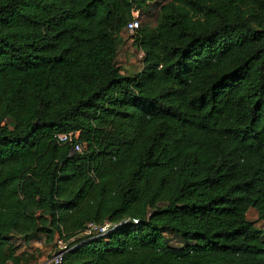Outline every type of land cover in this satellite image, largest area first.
<instances>
[{
	"label": "trees",
	"instance_id": "1",
	"mask_svg": "<svg viewBox=\"0 0 264 264\" xmlns=\"http://www.w3.org/2000/svg\"><path fill=\"white\" fill-rule=\"evenodd\" d=\"M155 6L125 75L123 33ZM73 132L83 152L58 143ZM252 209L264 0H0V264H35L20 243L42 238L82 243L64 264H264Z\"/></svg>",
	"mask_w": 264,
	"mask_h": 264
},
{
	"label": "rangeland",
	"instance_id": "2",
	"mask_svg": "<svg viewBox=\"0 0 264 264\" xmlns=\"http://www.w3.org/2000/svg\"><path fill=\"white\" fill-rule=\"evenodd\" d=\"M155 2H162L164 3L165 0H154ZM159 7L155 6V7H151L150 8V12L149 13H142L141 14V21H142V25L143 26H151V27H156L159 23V19H160V13H159ZM131 37L127 34V33H123V43L120 45L119 47V54H118V63L119 66L122 69L123 74L128 75V76H134L138 73H140L143 69V63H142V59L140 58V49L135 45V43H131L133 42L132 39H130ZM131 41V42H130ZM248 220L253 222L255 224V226L262 230L264 232V220H262L258 214V212L254 209L250 210V212L247 215ZM167 237L171 243V245H173L174 247H179L183 245V242L181 241V239L179 237H175L173 234L171 233H167ZM40 242V243H39ZM20 243V241H19ZM21 244V250L22 252L26 251V245L24 243H20ZM42 245V251L43 253H40L39 256L37 257V253L39 251H41L39 248H35L36 245L41 246ZM52 244L48 245L45 241L44 238H42L39 241H36L35 246H33L32 248H28L31 249L32 253H34L35 258H37V262L35 264H39V260L42 257H45V261L49 260L52 255L54 254V251L56 249L55 244H53V250L52 251H47V248L50 247ZM37 249L36 251L38 252H34V250ZM27 250V251H28ZM44 261V262H45ZM43 263V262H42Z\"/></svg>",
	"mask_w": 264,
	"mask_h": 264
},
{
	"label": "built area",
	"instance_id": "3",
	"mask_svg": "<svg viewBox=\"0 0 264 264\" xmlns=\"http://www.w3.org/2000/svg\"><path fill=\"white\" fill-rule=\"evenodd\" d=\"M141 11L135 10L133 11V19L132 21L127 25L125 33H127L133 40L131 43H135V39L137 38L138 32L142 27V21H141ZM145 54L141 51L140 58L144 60ZM57 141L59 144L64 145H72L74 147L75 152H83L85 149V145H83L80 141V132H73L68 134H60L57 137ZM137 223V221H136ZM116 229L115 225L112 224H106L103 227H98L94 224H89L86 231L83 233V237H88L89 239L104 237L113 232ZM69 247L67 243H65L63 240L57 238V241L55 242V251L52 257L43 262L42 264H64V256L77 246Z\"/></svg>",
	"mask_w": 264,
	"mask_h": 264
},
{
	"label": "crops",
	"instance_id": "4",
	"mask_svg": "<svg viewBox=\"0 0 264 264\" xmlns=\"http://www.w3.org/2000/svg\"><path fill=\"white\" fill-rule=\"evenodd\" d=\"M35 243H36V241L35 242H32L28 247L26 246V250H28V248H32L33 246H35ZM40 243V242H39ZM41 245V244H40ZM35 248H39L41 251H39L38 253H37V257L39 256V254L40 253H43V249H42V245L41 246H39V245H36V247ZM53 244L50 246V247H48L47 248V251H52L53 250ZM35 250H37V249H35ZM30 251V253H32V251L31 250H29ZM46 259H45V257H42L40 260H39V264H42V262H44Z\"/></svg>",
	"mask_w": 264,
	"mask_h": 264
}]
</instances>
